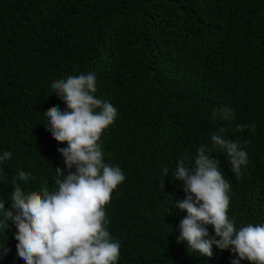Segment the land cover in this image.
Masks as SVG:
<instances>
[{
  "label": "trees",
  "instance_id": "16d2710c",
  "mask_svg": "<svg viewBox=\"0 0 264 264\" xmlns=\"http://www.w3.org/2000/svg\"><path fill=\"white\" fill-rule=\"evenodd\" d=\"M88 73L96 98L117 110L99 141L104 162L125 176L105 206L106 230L120 243L116 264H231L230 250L214 244L207 257L177 242L187 213L176 206L185 192L172 175L186 150L212 149V135L238 142L248 157L239 176L226 153L208 154L231 185L237 230L264 226V0H0V155L12 153L0 163L6 208L18 170L30 174L18 181L25 192L45 180L58 187L55 169L67 172L58 149L67 144L46 129L44 111L66 104L51 83ZM8 223L0 264H24ZM205 227L206 239L215 236Z\"/></svg>",
  "mask_w": 264,
  "mask_h": 264
},
{
  "label": "clouds",
  "instance_id": "9594fccd",
  "mask_svg": "<svg viewBox=\"0 0 264 264\" xmlns=\"http://www.w3.org/2000/svg\"><path fill=\"white\" fill-rule=\"evenodd\" d=\"M51 89L64 101L66 109L51 106L44 111L48 118L46 129L57 142L67 144L58 149L67 172L55 169L58 187L53 191L45 180L39 191L25 192L18 181L27 182L30 174L18 170L11 180L10 207L0 200V230L7 237L8 222L15 225L17 254L24 264H116L120 243L106 230L110 221L105 206L125 176L118 166L104 162L99 141L114 122L117 110L94 95L95 73L55 80ZM229 111L225 110V119ZM212 118L216 119L215 113ZM245 127L255 129L254 124L238 126L240 131ZM211 140L213 148L201 145L194 157L186 150L172 175L185 192V198L176 201V206L187 213L180 223L177 242L186 241L191 252L207 257L213 255L214 244L220 250H230L231 264L242 260L264 264V226L248 224L237 230L235 218L228 216L231 185L219 170L220 160L208 154L215 148L226 153L231 171L239 176L241 166L247 163V153L240 150L238 142L222 135L214 134ZM11 156L10 151H5L0 163ZM168 171L163 168L165 176ZM3 178L0 170V179ZM205 225L213 226L215 236L206 239L209 232Z\"/></svg>",
  "mask_w": 264,
  "mask_h": 264
}]
</instances>
